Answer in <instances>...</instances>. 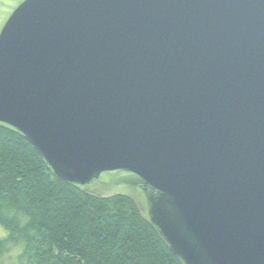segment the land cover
Wrapping results in <instances>:
<instances>
[{"label":"water","instance_id":"water-1","mask_svg":"<svg viewBox=\"0 0 264 264\" xmlns=\"http://www.w3.org/2000/svg\"><path fill=\"white\" fill-rule=\"evenodd\" d=\"M0 125L181 264H264V0H0Z\"/></svg>","mask_w":264,"mask_h":264},{"label":"trees","instance_id":"trees-1","mask_svg":"<svg viewBox=\"0 0 264 264\" xmlns=\"http://www.w3.org/2000/svg\"><path fill=\"white\" fill-rule=\"evenodd\" d=\"M0 264H181L136 203L62 181L0 125ZM21 246L16 255H6ZM9 256L8 261L4 256Z\"/></svg>","mask_w":264,"mask_h":264},{"label":"rangeland","instance_id":"rangeland-1","mask_svg":"<svg viewBox=\"0 0 264 264\" xmlns=\"http://www.w3.org/2000/svg\"><path fill=\"white\" fill-rule=\"evenodd\" d=\"M8 231L6 230V228L2 225H0V239L4 238L7 236ZM18 252H21V246H15L13 247L12 250H10L8 253H6V255H16ZM4 256V260L8 261L10 259L9 256Z\"/></svg>","mask_w":264,"mask_h":264}]
</instances>
